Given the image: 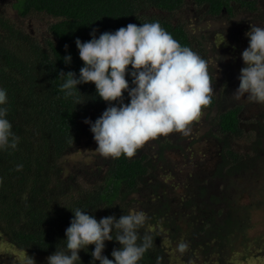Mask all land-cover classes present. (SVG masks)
<instances>
[{
    "label": "trees",
    "instance_id": "1",
    "mask_svg": "<svg viewBox=\"0 0 264 264\" xmlns=\"http://www.w3.org/2000/svg\"><path fill=\"white\" fill-rule=\"evenodd\" d=\"M234 1L248 6L246 0H191L212 15L236 10ZM16 3L14 7L20 16L37 12L54 20L47 28V38L40 42L0 18L6 33L0 32V88L7 91V119L19 137L15 150H0V241L3 239L29 254L49 256L56 249L65 248V229L74 215L70 209H85L99 221L109 215L119 218L136 208L146 216L145 224L139 229L140 236L147 233L154 239L138 264H211L215 260H218L216 264H228L240 247L248 248L245 241L252 227L249 216L254 209L253 199H258L257 206L264 204V170H261L264 169V103L252 105L254 111L248 113L244 122L240 105L219 112L213 128L200 137L187 135L190 125L186 134H168L166 142H161L158 136L153 144H157L154 154L150 149L139 148L131 158L106 157L100 166L103 179L98 185L73 186L75 174L64 175L61 158L80 137L85 134L96 143L90 125L84 120L95 122L108 107V102L97 95L93 82L77 85L80 91L77 95L85 101L76 106L60 90L66 79L58 75L60 71H73L78 76L83 66L75 39L90 40L93 29L97 30L98 38L104 31H115L129 23L139 26L159 21L181 46H188L200 55L184 30L185 0H18ZM260 21L264 24V19ZM263 24L260 26L264 27ZM244 29L248 31L250 27ZM241 53L238 49L241 62L228 65L226 74L232 76V81L240 82L233 73L239 76L244 67ZM69 54L71 63L66 64L63 57ZM200 56L206 60L204 54ZM126 79L130 87L134 86L130 76L126 75ZM123 95L124 102H130L126 91ZM211 96V103L202 107L204 112L218 104L221 94ZM244 133L252 134L250 147L248 152H239L232 142ZM201 141L205 145H200ZM187 148L191 149L193 159L187 170V183L177 189L156 174L164 164L169 165L168 151L175 155L181 152L185 159ZM198 159L201 164L203 160L216 161L210 165L209 172L200 166L204 168L201 174ZM157 163L163 165L156 169ZM18 164L23 168L17 170ZM169 172L171 176L178 175ZM242 198L247 201L242 202ZM181 242L188 244L183 253L178 251ZM120 247L115 239L105 241L102 254L114 259L111 252ZM93 249L94 244L88 245L87 251L79 250L81 261L77 264H95L91 262ZM246 257L243 254L242 259Z\"/></svg>",
    "mask_w": 264,
    "mask_h": 264
},
{
    "label": "clouds",
    "instance_id": "2",
    "mask_svg": "<svg viewBox=\"0 0 264 264\" xmlns=\"http://www.w3.org/2000/svg\"><path fill=\"white\" fill-rule=\"evenodd\" d=\"M96 31L93 29L88 41L75 39L83 61L79 75L73 71H60L58 75L66 77L60 90L75 106L85 101L77 95L80 93L77 85L88 82H93L97 95L108 102L95 122L84 120L94 134L98 153L131 158L150 139L172 132L186 134L191 122L200 117L202 107L212 101L213 87L206 60L190 47L181 46L159 21L139 26L129 23L115 31H104L98 38ZM245 35L249 38L248 47L241 53L244 67L240 69V82L233 95L264 103V27L251 24ZM63 59L68 64L72 58L69 54ZM126 75L134 86L130 87ZM125 91L130 98L128 103L124 102ZM7 103V91L0 88V150H15L19 137L7 119ZM16 167L20 170L23 165ZM70 210L74 215L65 229V248L49 255L47 264H77L81 261L79 250L87 251V246L93 244L91 262L95 264L96 261L138 264L154 243L150 234L140 236L139 229L146 221L143 211L119 218L109 215L98 221L85 209ZM113 239L121 247L114 248L111 252L114 259H109L102 252L105 241ZM187 248L186 242L178 244L181 253ZM28 264H35L33 258L29 257Z\"/></svg>",
    "mask_w": 264,
    "mask_h": 264
},
{
    "label": "rangeland",
    "instance_id": "3",
    "mask_svg": "<svg viewBox=\"0 0 264 264\" xmlns=\"http://www.w3.org/2000/svg\"><path fill=\"white\" fill-rule=\"evenodd\" d=\"M261 2L262 3L257 8L259 13L264 12V0H261ZM16 4L17 3H14V5ZM236 4L239 6L238 2H236ZM0 12L8 17L10 24L15 29L22 30L23 33L32 36V38H35L40 42H44L45 38H47V28L49 23L54 20L49 15L37 12L31 15L19 16L14 7L12 8L7 2L0 4ZM235 13L234 16L229 18L226 17V14L221 17H211L204 9H202L198 12V15L191 13L187 17V25L192 32L191 40L194 42L195 49L199 51L200 55L204 54L206 58L210 79L212 81L211 86L213 87L211 95H217L216 97H218L219 92L224 91V93H221L220 99H217L218 104H215L209 111L204 112L201 110L200 117L191 122L187 131V135H189L190 138L195 136L200 137L209 128H213L212 125L214 124L216 115L223 110L235 108L238 106L237 104L241 106L240 114L242 120L244 119L247 121L248 113L254 111L252 102L247 97L244 98L241 96L237 99L233 95L239 82L232 81L230 79L232 76L226 74L229 70L228 64L224 61L226 57H228L229 51L235 46H237V49L243 51L246 46L242 42L244 40L249 41V38L245 35L247 31L242 28L245 27L243 24L250 18L247 16L242 18L243 8H239ZM184 21L185 20H183V22ZM255 22L260 21L255 20L252 25H254ZM5 34L6 33L4 32V35ZM223 81L224 83H222ZM168 137V135L159 136V139L165 142L168 141ZM251 137V133L240 135L232 142L233 148L237 149L239 152H248L247 150L250 147ZM187 141H189V139ZM201 144L205 145L202 141L200 142V145ZM156 146L157 144L154 145V147ZM96 147L97 144L91 142L90 139L83 134L77 144L72 147L71 151L61 158V161L64 163V175L68 176V173L75 174V181L71 182L73 186L77 183L81 187L89 188L94 186V184L98 185L101 183L103 175L100 166L105 157L98 153ZM140 150H142V147H140ZM143 151H145V148ZM167 153L169 167L166 164L163 165L162 163H157L158 168L156 167V169H159L161 165H163V169H161L156 175L167 185L173 184L177 189H180L184 183H187L186 174L191 159H193L191 157V149L187 148V157L185 159L181 152H178V154L176 153L177 155L171 154L172 151H168ZM215 161L216 159L203 160L201 164L200 159H198V164L203 165L207 169L206 171L209 172V170H211L210 165ZM261 170L263 171L264 169ZM169 171H173L175 175H178L171 176ZM251 171L255 172L253 169H251ZM241 201L246 202L247 198H242ZM256 202H258V199H253L254 209L250 212L249 216V221L251 222L252 227L247 231L248 239L245 241L247 242L248 248L245 249L240 247L238 252L231 256L228 264H264V211L262 210L264 204L257 206L255 205ZM131 211H136V208H131ZM260 235L262 236L261 245L259 239ZM243 254L247 256L245 259H242ZM29 257L33 258L35 264H45L47 263L46 258L48 256L29 254L26 251L16 249L13 245L3 241V239L0 241L1 264L4 262L7 263V261H14L17 264H28ZM216 261L218 260H215V262ZM215 262L212 261L211 264H216ZM174 264L183 263L178 262Z\"/></svg>",
    "mask_w": 264,
    "mask_h": 264
},
{
    "label": "flooded vegetation",
    "instance_id": "4",
    "mask_svg": "<svg viewBox=\"0 0 264 264\" xmlns=\"http://www.w3.org/2000/svg\"><path fill=\"white\" fill-rule=\"evenodd\" d=\"M18 0H0V4H2V3H5V2H7V3H9L11 6H12V8L15 6L14 5V3H16ZM246 1H248V6H246V5H241V3H239L238 2V4H239V6L237 5V4H235V6H236V10L238 11V9L239 8H243V15H242V18L243 17H249L250 19L247 21V22H245L244 24H243V26H245V27H250V25L251 24H253L254 23V21L256 20V21H260V20H262V19H264V12L263 13H259V11H257V8L260 6V4L262 3L261 2V0H246ZM235 3H236V1H234ZM14 9H15V7H14ZM251 9H253L252 11H251ZM16 10V9H15ZM202 9H200V8H198L193 2H191V0H185V4H184V6H183V11H182V13H183V19L185 20L184 22H183V24H184V30H185V32H186V34H187V36L188 37H192L191 35H192V32L190 31V28H189V26L187 25V17H188V15L189 14H195V15H198V12H200ZM205 10V9H204ZM236 10H232V11H230V12H224V13H220V14H218V15H212V14H209V16H211V17H218V16H222V15H224V14H226V17H232V16H234L236 13ZM17 11V10H16ZM17 14L19 15V13H18V11H17ZM20 16V15H19ZM26 16V15H25ZM0 18H2V19H4V21L5 22H9V20H8V17H6V16H4L1 12H0ZM10 23V22H9ZM263 24V21H260V22H255V24L254 25H258V26H260V25H262ZM264 25V24H263ZM0 27H2V25H0ZM242 29H244V28H242ZM0 32L3 34L4 32H5V30H4V28L2 27V28H0ZM242 43H244L245 44V46L246 47H248V41L247 40H244ZM240 58H239V55H238V49H237V46H235L234 48H232L230 51H229V54H228V57H226V59H225V63L226 64H228V65H230L231 63H233V62H241L240 60H239ZM237 62V63H238ZM233 77L235 78V79H237L238 78V74L237 73H233ZM222 81V80H221ZM222 83H224V81L222 82ZM221 93H224V91H222V92H219V94H221ZM256 103L257 102H255V101H252V104L253 105H256ZM237 105H239V104H237ZM258 105V104H257ZM169 136V135H168ZM170 136H171V134H170ZM161 141V140H160ZM154 142H156V139H154V141H153V139H150L149 141H147V142H145L141 147H142V149H144V148H147V150L148 149H150V150H154V152H155V150H156V148L154 147ZM161 142H163V141H161ZM166 142V141H165ZM105 159H106V157H105ZM153 159V158H152ZM198 165V168L200 169L201 167L200 166H202L201 164H197ZM203 171H204V168H201V174L203 173ZM203 176V175H202Z\"/></svg>",
    "mask_w": 264,
    "mask_h": 264
}]
</instances>
